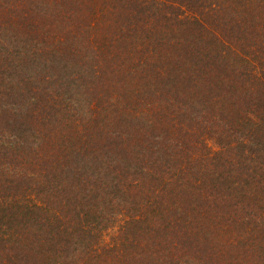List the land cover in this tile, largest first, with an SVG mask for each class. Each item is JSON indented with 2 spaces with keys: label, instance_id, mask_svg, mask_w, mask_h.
<instances>
[{
  "label": "trees",
  "instance_id": "1",
  "mask_svg": "<svg viewBox=\"0 0 264 264\" xmlns=\"http://www.w3.org/2000/svg\"><path fill=\"white\" fill-rule=\"evenodd\" d=\"M0 264H264V0H0Z\"/></svg>",
  "mask_w": 264,
  "mask_h": 264
}]
</instances>
